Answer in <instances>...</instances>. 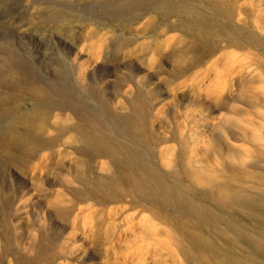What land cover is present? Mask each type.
<instances>
[{
    "label": "rangeland",
    "instance_id": "374dc122",
    "mask_svg": "<svg viewBox=\"0 0 264 264\" xmlns=\"http://www.w3.org/2000/svg\"><path fill=\"white\" fill-rule=\"evenodd\" d=\"M0 264H264V0H0Z\"/></svg>",
    "mask_w": 264,
    "mask_h": 264
},
{
    "label": "bare ground",
    "instance_id": "6f19581e",
    "mask_svg": "<svg viewBox=\"0 0 264 264\" xmlns=\"http://www.w3.org/2000/svg\"><path fill=\"white\" fill-rule=\"evenodd\" d=\"M64 99V98H63ZM68 99V98H67ZM52 100V99H50ZM69 100H61V101H48L45 102V104L47 106H69L70 104L68 103ZM82 105V103H81ZM71 106H75L81 119L87 123L89 126V128L84 131L82 134H80L83 137V141H84V145L86 148H88L91 151H102V152H107V153H113L114 152V141L112 138H110L106 133L99 131L95 126H96V119L93 118V116L90 115V113L85 110V108H83L82 106L78 105L77 103ZM84 106V105H83ZM87 107V106H86ZM39 110V109H38ZM116 117V116H115ZM118 117V116H117ZM99 119V118H98ZM123 125L126 127H131L132 129H134L135 131H139V127L134 124L131 123V120H123ZM99 123V122H98ZM118 131V130H117ZM143 132V131H142ZM26 135V134H25ZM140 135V134H139ZM132 136V135H131ZM26 137V136H25ZM145 137V136H144ZM23 139V138H22ZM16 140V138H15ZM82 141V142H83ZM116 142V141H115ZM118 142V141H117ZM119 145V144H118ZM116 147V144H115ZM121 147V146H120ZM123 147V146H122ZM118 151V150H117ZM119 153H121V151L119 150ZM129 154V153H128ZM114 155V154H113ZM115 156V155H114ZM124 163V162H123ZM127 170V169H126ZM131 170V169H130ZM129 170V171H130ZM123 171V170H122ZM128 171V172H129ZM127 172V173H128ZM133 172V171H132ZM119 173V172H118ZM127 173H122V175H126ZM147 173V172H146ZM120 174V173H119ZM133 174V173H132ZM125 177V176H124Z\"/></svg>",
    "mask_w": 264,
    "mask_h": 264
}]
</instances>
